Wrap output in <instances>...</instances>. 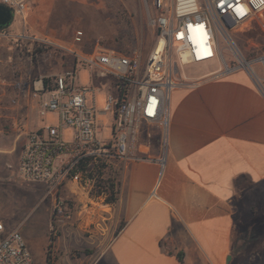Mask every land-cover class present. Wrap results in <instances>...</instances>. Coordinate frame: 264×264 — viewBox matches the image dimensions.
Returning <instances> with one entry per match:
<instances>
[{
    "label": "crops",
    "instance_id": "0c3cea01",
    "mask_svg": "<svg viewBox=\"0 0 264 264\" xmlns=\"http://www.w3.org/2000/svg\"><path fill=\"white\" fill-rule=\"evenodd\" d=\"M9 35L0 30L6 39L0 133L23 141L22 129L48 125L31 123L34 116L44 118L38 114L48 89L43 79L49 83L73 68L75 59L53 51L63 71L35 72L39 59L17 54ZM191 81L173 91L167 150L159 136L142 138L140 153L150 160L127 164L115 199L90 207L107 264H248L259 251L256 241H264L248 217H259L256 204L264 193V90L241 69L220 73L216 67ZM75 189L70 186L67 196L79 208L85 194Z\"/></svg>",
    "mask_w": 264,
    "mask_h": 264
},
{
    "label": "built area",
    "instance_id": "2783aa9c",
    "mask_svg": "<svg viewBox=\"0 0 264 264\" xmlns=\"http://www.w3.org/2000/svg\"><path fill=\"white\" fill-rule=\"evenodd\" d=\"M32 1L0 3L24 16ZM258 17L264 25V0H150L149 21L158 35L144 61L138 49L124 53L98 45L83 51L35 37L75 59L73 68L47 83L38 101L39 116L56 113L58 123L22 129L18 174L26 183L44 185L43 200L51 204L52 220L95 224L97 213L90 207L104 203L111 189H117L120 170L132 161L150 160L140 153L142 138L150 141L159 136L167 150L173 91L192 82L183 67L219 58V36L231 39L225 22L231 29L248 27ZM83 38L84 32L77 30L74 42L80 44ZM259 63L264 65V55ZM78 65L88 66L97 77L112 79L108 85L115 93L107 95L103 109L97 108L95 96L93 106H88L90 89L77 85ZM245 69L257 77L252 66ZM237 70L226 65V72ZM99 114L111 116L109 135ZM67 130H71L68 138ZM70 186L85 194L76 215L69 208L71 201L77 203L67 196ZM0 264H38L20 228L8 229L2 222Z\"/></svg>",
    "mask_w": 264,
    "mask_h": 264
},
{
    "label": "rangeland",
    "instance_id": "374dc122",
    "mask_svg": "<svg viewBox=\"0 0 264 264\" xmlns=\"http://www.w3.org/2000/svg\"><path fill=\"white\" fill-rule=\"evenodd\" d=\"M8 8L12 11V21L0 30L10 33L6 38L13 43L17 54L23 53V57L30 62L39 59L34 67L35 72L39 73L48 71L57 74L63 70L59 60L52 57L54 50L44 42L35 40V37L48 38L83 51H91L98 45L124 53L138 49L143 53V61L157 41V29L149 21L150 0H33L24 16ZM224 28L231 39L219 36V58L186 65L182 71L192 80L193 76L216 67L220 68V73H225L226 65L246 70L241 64L246 60L251 62L257 74L253 78L264 90V65L259 63V58L264 55L262 21L258 17L248 27L233 29L230 23L225 22ZM77 30L84 32L80 44L74 42ZM4 37L0 38V56L6 53L1 49V42L6 40ZM62 54L56 52L54 56ZM77 73V85L90 89L86 95L88 106H93L95 96L97 108L103 109L107 95L115 93L108 85L112 79L97 77L84 65H78ZM98 119L105 122L109 135L111 116L99 114ZM58 120V114L48 113L42 119L34 116L31 123L34 125L45 121L47 124H57ZM64 135L68 138L71 130H67ZM0 139V147L6 150L0 156V222L8 229L20 228L38 264H47L48 260L52 264H107L101 254L99 226L78 221L55 223L50 202L43 200L44 185L26 183L18 174L21 139L13 133H0ZM258 196L256 209L259 217L252 212L248 217L249 222L255 224L254 227L259 225V235L264 236V193L260 191ZM69 208L75 215L79 211L72 201ZM256 242H259V246L253 249L259 251L248 257V264H261L264 261V241L259 238ZM256 254L259 256L256 257Z\"/></svg>",
    "mask_w": 264,
    "mask_h": 264
},
{
    "label": "water",
    "instance_id": "95a60500",
    "mask_svg": "<svg viewBox=\"0 0 264 264\" xmlns=\"http://www.w3.org/2000/svg\"><path fill=\"white\" fill-rule=\"evenodd\" d=\"M12 21V11L5 5L0 4V29L8 26Z\"/></svg>",
    "mask_w": 264,
    "mask_h": 264
},
{
    "label": "trees",
    "instance_id": "16d2710c",
    "mask_svg": "<svg viewBox=\"0 0 264 264\" xmlns=\"http://www.w3.org/2000/svg\"><path fill=\"white\" fill-rule=\"evenodd\" d=\"M130 51H127L126 53H129ZM50 80V78H44L43 79V81H44V84L45 85H47V83H48V81ZM110 196L111 197H109V200H114L115 199V192H114V190L113 189H111V191H110ZM47 264H52L51 262H50V260H48L47 261Z\"/></svg>",
    "mask_w": 264,
    "mask_h": 264
},
{
    "label": "bare ground",
    "instance_id": "6f19581e",
    "mask_svg": "<svg viewBox=\"0 0 264 264\" xmlns=\"http://www.w3.org/2000/svg\"><path fill=\"white\" fill-rule=\"evenodd\" d=\"M240 60L242 61V59H240ZM242 66H243V67H249V68H251L252 64H251L250 61H246V62H243V61H242Z\"/></svg>",
    "mask_w": 264,
    "mask_h": 264
}]
</instances>
